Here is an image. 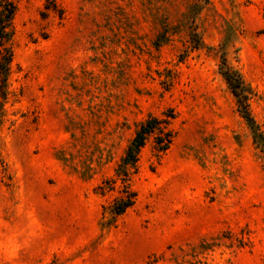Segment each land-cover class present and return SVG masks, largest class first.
Instances as JSON below:
<instances>
[{"label":"rangeland","instance_id":"374dc122","mask_svg":"<svg viewBox=\"0 0 264 264\" xmlns=\"http://www.w3.org/2000/svg\"><path fill=\"white\" fill-rule=\"evenodd\" d=\"M0 126V264H264V162L224 81L264 135V0H10ZM2 100L0 99V103ZM167 122L103 208L138 126Z\"/></svg>","mask_w":264,"mask_h":264},{"label":"trees","instance_id":"16d2710c","mask_svg":"<svg viewBox=\"0 0 264 264\" xmlns=\"http://www.w3.org/2000/svg\"><path fill=\"white\" fill-rule=\"evenodd\" d=\"M15 5L10 0H0V126L3 117V104L7 96L10 66L13 58L11 40L13 36V17ZM221 75L235 98L237 110L253 133V143L262 155L264 162V135L258 131L248 109L249 89L244 85L240 75L222 63ZM149 138H153L154 150L162 154L170 146L172 135L167 130V122L155 117H148L136 130L134 137L127 145L122 158L117 164L112 179L102 182L98 187L100 194L112 191L118 184V196L105 208L100 223L102 230L112 227L116 220L130 209L136 199L131 188V178L137 172L141 149Z\"/></svg>","mask_w":264,"mask_h":264}]
</instances>
